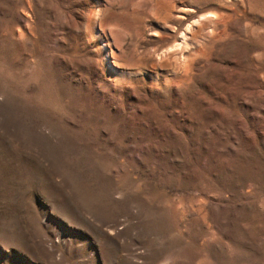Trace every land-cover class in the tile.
I'll use <instances>...</instances> for the list:
<instances>
[{"label": "rangeland", "instance_id": "1", "mask_svg": "<svg viewBox=\"0 0 264 264\" xmlns=\"http://www.w3.org/2000/svg\"><path fill=\"white\" fill-rule=\"evenodd\" d=\"M0 264H264V0H0Z\"/></svg>", "mask_w": 264, "mask_h": 264}]
</instances>
